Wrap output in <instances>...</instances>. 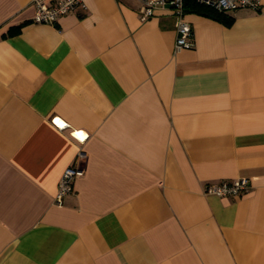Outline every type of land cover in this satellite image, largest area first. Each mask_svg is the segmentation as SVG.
<instances>
[{
    "label": "crops",
    "instance_id": "crops-1",
    "mask_svg": "<svg viewBox=\"0 0 264 264\" xmlns=\"http://www.w3.org/2000/svg\"><path fill=\"white\" fill-rule=\"evenodd\" d=\"M82 1L0 0V264H264V0L176 50L169 10Z\"/></svg>",
    "mask_w": 264,
    "mask_h": 264
},
{
    "label": "built area",
    "instance_id": "built-area-1",
    "mask_svg": "<svg viewBox=\"0 0 264 264\" xmlns=\"http://www.w3.org/2000/svg\"><path fill=\"white\" fill-rule=\"evenodd\" d=\"M140 3V18L146 19L155 14L157 9H167L175 17L176 37L174 47L192 48L194 46L193 30L189 22L184 19L185 0H137ZM220 12H230L239 8H247L257 11L261 8L260 0H194ZM35 11L31 18L34 23L54 24L59 16L73 11L78 5L85 8L82 0H56L55 3H47L46 0H33ZM80 156V155H79ZM80 172L78 161L67 165L59 178L55 201L61 202L63 196L74 189V181ZM248 187V180L239 177L235 180L221 181L210 184L205 188L206 193L219 196H236Z\"/></svg>",
    "mask_w": 264,
    "mask_h": 264
},
{
    "label": "trees",
    "instance_id": "trees-1",
    "mask_svg": "<svg viewBox=\"0 0 264 264\" xmlns=\"http://www.w3.org/2000/svg\"><path fill=\"white\" fill-rule=\"evenodd\" d=\"M184 7L185 11H192L209 15L224 22H229L231 20V16H229L227 13L214 10L213 8H210L203 4H199L194 0H185Z\"/></svg>",
    "mask_w": 264,
    "mask_h": 264
},
{
    "label": "bare ground",
    "instance_id": "bare-ground-1",
    "mask_svg": "<svg viewBox=\"0 0 264 264\" xmlns=\"http://www.w3.org/2000/svg\"><path fill=\"white\" fill-rule=\"evenodd\" d=\"M58 122L60 123V121L58 120Z\"/></svg>",
    "mask_w": 264,
    "mask_h": 264
}]
</instances>
